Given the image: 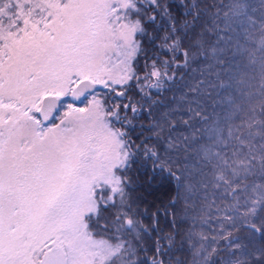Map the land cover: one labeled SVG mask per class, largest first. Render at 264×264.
Here are the masks:
<instances>
[{
    "label": "snow or ice",
    "instance_id": "snow-or-ice-1",
    "mask_svg": "<svg viewBox=\"0 0 264 264\" xmlns=\"http://www.w3.org/2000/svg\"><path fill=\"white\" fill-rule=\"evenodd\" d=\"M0 264H264V0H0Z\"/></svg>",
    "mask_w": 264,
    "mask_h": 264
}]
</instances>
